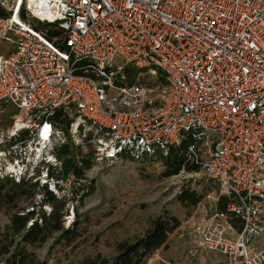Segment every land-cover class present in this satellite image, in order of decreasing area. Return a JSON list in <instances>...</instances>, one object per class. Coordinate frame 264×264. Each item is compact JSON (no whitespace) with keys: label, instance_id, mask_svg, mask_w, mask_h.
<instances>
[{"label":"built area","instance_id":"1","mask_svg":"<svg viewBox=\"0 0 264 264\" xmlns=\"http://www.w3.org/2000/svg\"><path fill=\"white\" fill-rule=\"evenodd\" d=\"M0 40L15 46L0 54V107L27 118L0 132V149L24 132L30 151L0 178L60 185L48 171L70 138L100 166L162 161L187 142L228 198L201 246L225 264H264L251 246L264 235V0H0ZM60 110L74 111L68 133L50 121Z\"/></svg>","mask_w":264,"mask_h":264},{"label":"rangeland","instance_id":"2","mask_svg":"<svg viewBox=\"0 0 264 264\" xmlns=\"http://www.w3.org/2000/svg\"><path fill=\"white\" fill-rule=\"evenodd\" d=\"M14 48L13 43L0 40V54L6 55ZM120 64L118 60L114 65ZM142 78L156 80L147 72H142ZM161 78L160 75L158 79ZM67 114L71 119L76 118L74 111ZM17 121H27L24 112L10 104L0 107V132L10 131ZM28 135L23 132L21 138L6 142L0 149L3 152L0 158L3 175L10 163L21 157H30V151L21 147V142L27 140ZM68 143L77 147L71 138ZM81 150L84 154L93 153L92 145L85 142ZM163 171L161 161L157 160H129L116 166L92 163L82 181H64L60 183L61 189L55 188V184L46 185L56 198L67 199L63 222L64 228L70 232L54 233L42 245L24 247L28 253H34L37 259L49 264H80L98 255L113 260L118 244L142 237L153 219L169 215L176 217L181 225L170 234L167 245L153 255L149 264H225L220 254L208 252L201 246L198 235L199 229L215 221L216 215L221 212L218 204L219 197L224 196L222 189L203 171L197 174L184 171L171 178H164ZM42 173L44 171L40 170L39 176ZM189 190L195 191L202 199L196 207L182 204L178 198ZM74 191H80L79 197L71 201ZM36 198L35 203H41V196ZM33 207L37 213L35 218L39 221L51 212L50 205ZM26 209L31 211L32 206ZM9 219L8 214L0 212L1 232L9 224ZM0 237L3 239V236ZM251 246L262 249L264 235L253 239Z\"/></svg>","mask_w":264,"mask_h":264},{"label":"trees","instance_id":"3","mask_svg":"<svg viewBox=\"0 0 264 264\" xmlns=\"http://www.w3.org/2000/svg\"><path fill=\"white\" fill-rule=\"evenodd\" d=\"M37 29L44 30L49 38L56 37L59 32L52 25L37 24ZM128 77L137 75V70L127 69ZM50 121L68 133L73 119L63 110L57 111L50 118ZM187 142L181 147L171 148L168 157L163 158V177L171 178L181 172L200 173L201 166L189 161L185 156ZM55 153L61 162L59 169L49 170L50 179L57 182L74 179L77 182L86 178L87 172L92 167L93 153L84 154L80 146L73 147L69 143L59 146ZM61 189V185H55ZM80 191H74L71 201H76ZM37 196H41V203H35ZM182 204H189L196 207L201 202V197L195 191H184L179 195ZM67 199H58L48 189V186H41L40 183L32 180L22 179L17 182L9 176L0 179V212L8 214L9 224L0 231V263L1 264H49L47 261L37 259L34 253H28L24 246L35 247L46 243L49 236L54 233L69 234V230L64 228L63 217L66 215L65 207ZM228 203L226 196L219 197V211H224ZM37 204V205H35ZM51 206L49 215H43L40 219L35 218L36 210L33 206ZM28 206H32V211L26 212ZM230 225L237 231H241L242 224L239 219H231ZM31 224L30 226H28ZM180 221L173 216L162 215L152 220L149 230L140 238L133 242H122L116 247V256L113 260L104 258L101 255L93 259H86L80 264H149V260L157 251L164 248L170 234H173L180 227ZM9 243H5L8 242ZM23 245V246H22Z\"/></svg>","mask_w":264,"mask_h":264},{"label":"bare ground","instance_id":"4","mask_svg":"<svg viewBox=\"0 0 264 264\" xmlns=\"http://www.w3.org/2000/svg\"><path fill=\"white\" fill-rule=\"evenodd\" d=\"M20 125H21V123H20V122H18V124H17V128H19V127H20Z\"/></svg>","mask_w":264,"mask_h":264},{"label":"crops","instance_id":"5","mask_svg":"<svg viewBox=\"0 0 264 264\" xmlns=\"http://www.w3.org/2000/svg\"><path fill=\"white\" fill-rule=\"evenodd\" d=\"M7 55V54H6Z\"/></svg>","mask_w":264,"mask_h":264}]
</instances>
